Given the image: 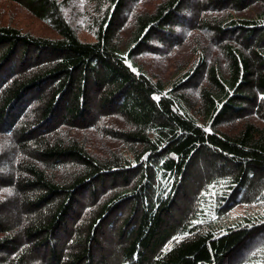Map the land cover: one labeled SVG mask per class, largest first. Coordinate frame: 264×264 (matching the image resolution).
Here are the masks:
<instances>
[{"label": "trees", "instance_id": "16d2710c", "mask_svg": "<svg viewBox=\"0 0 264 264\" xmlns=\"http://www.w3.org/2000/svg\"><path fill=\"white\" fill-rule=\"evenodd\" d=\"M87 1L93 42L68 0H0L57 37L0 24V264H264V0Z\"/></svg>", "mask_w": 264, "mask_h": 264}, {"label": "rangeland", "instance_id": "374dc122", "mask_svg": "<svg viewBox=\"0 0 264 264\" xmlns=\"http://www.w3.org/2000/svg\"><path fill=\"white\" fill-rule=\"evenodd\" d=\"M160 0H145L143 1L142 6L140 7L141 10H151L152 7L158 3ZM204 0H193V4H202ZM62 13L70 25V27L75 31L78 39L82 42H93L94 41V25H93V20L94 18L97 17V15L94 14V6H91V4L88 3L87 0H68L66 5H63L62 8ZM92 16V17H91ZM0 24L2 25H8L15 27L16 29L20 30L23 33L30 34L34 37H39V38H45V39H56V35L52 30L49 29V27L45 26L41 22L33 19L28 13L20 10L18 7L15 6H10L6 5L3 3H0ZM192 31V28H188L187 26L183 25L182 29L179 27H175V32H177L178 37H190L189 32ZM188 33V34H187ZM187 34V35H186ZM212 36V35H210ZM184 40V39H183ZM152 45L155 47L159 53L164 54L165 51H160L157 47L158 44H156V41H152ZM183 51V52H182ZM179 54H177L174 58L175 59H180V54L181 57L187 58L189 57V50L185 47L184 50H182ZM153 57V56H152ZM161 57H155V58H147L146 63L148 67V71L154 75L158 79H163L167 80L169 79L174 70L173 67L174 65L170 63V59L162 58ZM167 57V56H166ZM173 58V59H174ZM48 104V99H44V102L37 103L31 107L29 110V114L31 117V113L36 110L41 108L42 106ZM32 118V117H31ZM99 127H101L99 125ZM226 132H230L231 128L228 130H225ZM83 137H86V135H83ZM81 137V135H80ZM89 139L92 141V138L89 137ZM83 143V140H81ZM93 142V141H92ZM91 142V144H92ZM87 143H90L87 141ZM95 146L97 147L99 144L96 142H93ZM113 150V149H112ZM201 170V169H200ZM0 173L5 177V178H11L14 175L12 174L11 170L8 168H0ZM202 175V170L200 173V176ZM195 180V176L193 177ZM193 180V181H194ZM193 181H189L188 185L185 184V187L187 186V197L184 198V195L181 196V200L189 202L191 201V191H193L195 187ZM190 185V186H189ZM192 185V186H191ZM188 187L191 188L190 191L188 190ZM5 193V190L0 189V194ZM33 195V194H31ZM3 198H1L0 195V202L2 201ZM184 202H182V206L184 207ZM180 205V203H179ZM245 211V207L238 208L237 210H234L232 212L233 215H239L242 214ZM16 213H22L20 211H17ZM23 215V220H25L28 224H31V220L33 219L31 216H28L24 212L22 213ZM122 218L123 220H119L118 224L115 226V230L109 231L108 233L104 232L103 236L99 240V243L103 249V252L106 251L108 248H110L109 252L114 251L116 247V241H115V236L118 233V230L121 227V222L124 221V219L127 218L126 215V210L122 211ZM73 228V226H72ZM112 240V241H111ZM248 246V251L249 254L247 253L244 255L241 254V256H238L234 261L229 262V264H239L240 262L245 261L246 257L249 255L253 254L256 250V247H251ZM242 253V252H241ZM44 263V262H42Z\"/></svg>", "mask_w": 264, "mask_h": 264}]
</instances>
